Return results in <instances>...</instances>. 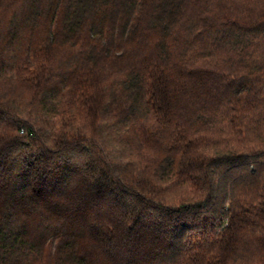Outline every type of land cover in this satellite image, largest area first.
Listing matches in <instances>:
<instances>
[{
    "label": "trees",
    "instance_id": "obj_1",
    "mask_svg": "<svg viewBox=\"0 0 264 264\" xmlns=\"http://www.w3.org/2000/svg\"><path fill=\"white\" fill-rule=\"evenodd\" d=\"M0 264H264V0H0Z\"/></svg>",
    "mask_w": 264,
    "mask_h": 264
}]
</instances>
